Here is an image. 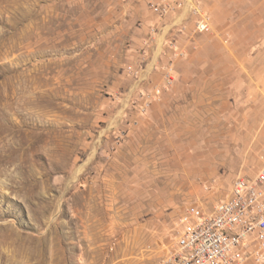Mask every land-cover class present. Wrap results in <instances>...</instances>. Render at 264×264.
Wrapping results in <instances>:
<instances>
[{
  "label": "rangeland",
  "instance_id": "374dc122",
  "mask_svg": "<svg viewBox=\"0 0 264 264\" xmlns=\"http://www.w3.org/2000/svg\"><path fill=\"white\" fill-rule=\"evenodd\" d=\"M149 4L0 0V264H161L264 166V0Z\"/></svg>",
  "mask_w": 264,
  "mask_h": 264
},
{
  "label": "built area",
  "instance_id": "2783aa9c",
  "mask_svg": "<svg viewBox=\"0 0 264 264\" xmlns=\"http://www.w3.org/2000/svg\"><path fill=\"white\" fill-rule=\"evenodd\" d=\"M158 17L191 18L198 32L211 24L200 0H150ZM185 226L161 264H264V166L253 177L237 176L227 198Z\"/></svg>",
  "mask_w": 264,
  "mask_h": 264
},
{
  "label": "crops",
  "instance_id": "0c3cea01",
  "mask_svg": "<svg viewBox=\"0 0 264 264\" xmlns=\"http://www.w3.org/2000/svg\"><path fill=\"white\" fill-rule=\"evenodd\" d=\"M253 15L256 21L252 23L250 31L252 55L249 59L255 68L254 72H251L250 80L257 87L251 86V96L257 95L259 90L264 88V10L256 8Z\"/></svg>",
  "mask_w": 264,
  "mask_h": 264
}]
</instances>
